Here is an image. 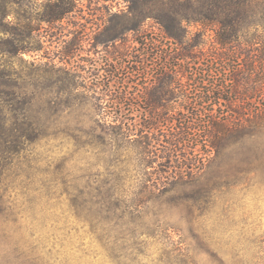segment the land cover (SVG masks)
<instances>
[{
	"label": "rangeland",
	"instance_id": "1",
	"mask_svg": "<svg viewBox=\"0 0 264 264\" xmlns=\"http://www.w3.org/2000/svg\"><path fill=\"white\" fill-rule=\"evenodd\" d=\"M59 4H71L72 11L43 20ZM0 6L12 12L0 17L6 29L0 64L19 74L32 114L43 119V134L20 152L11 141L0 142V264H264V189L253 192L254 183L264 185V142L227 147L199 179L169 185L119 227L85 217L77 196L112 169L125 170L119 176L123 195L142 190L136 156L123 161L113 145L92 136L104 110L92 85L104 83L114 66L124 77L120 53L136 50L135 37L144 30L158 31L144 17L143 0H0ZM186 26L193 37L199 26ZM212 36L202 41L209 44ZM11 41L24 42L27 50L11 52ZM58 69L77 73L86 87L61 91ZM41 141L57 142L62 154L49 160L36 153Z\"/></svg>",
	"mask_w": 264,
	"mask_h": 264
},
{
	"label": "trees",
	"instance_id": "2",
	"mask_svg": "<svg viewBox=\"0 0 264 264\" xmlns=\"http://www.w3.org/2000/svg\"><path fill=\"white\" fill-rule=\"evenodd\" d=\"M143 3L145 19L154 20L158 31L144 30L135 37L136 50L120 53L128 70L124 77L114 66L104 83L92 85L104 109L92 136L105 147L113 145L123 161L136 156L143 174L135 197L120 192L125 170L112 169L109 178L80 191L85 217L104 227H119L125 215H139L169 185L196 181L227 147L259 148L264 142V0ZM57 7L43 20L57 21L72 11L71 4ZM11 13L0 6L2 19ZM190 22L199 27L189 38ZM5 30L0 27V33ZM208 32L214 34L209 44L202 41ZM12 43L11 52L27 50L24 42ZM55 73L63 92L86 87L77 73ZM17 76L0 64V142L11 141L20 152L43 134V119L32 114L33 100ZM144 79L149 83L143 85ZM176 101L177 107L171 103Z\"/></svg>",
	"mask_w": 264,
	"mask_h": 264
},
{
	"label": "clouds",
	"instance_id": "3",
	"mask_svg": "<svg viewBox=\"0 0 264 264\" xmlns=\"http://www.w3.org/2000/svg\"><path fill=\"white\" fill-rule=\"evenodd\" d=\"M36 153H42L44 156H46L49 160H54L57 158L58 155H61L58 147L57 142L55 141H48L47 143L45 141H41L40 145L36 147ZM257 188L264 189V185H257L256 183L253 184V192L257 190ZM7 250V249H6Z\"/></svg>",
	"mask_w": 264,
	"mask_h": 264
}]
</instances>
